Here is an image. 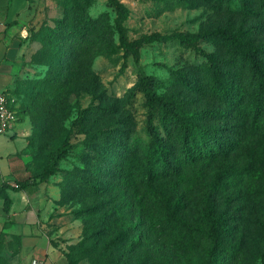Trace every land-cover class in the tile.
Here are the masks:
<instances>
[{"label":"rangeland","instance_id":"rangeland-1","mask_svg":"<svg viewBox=\"0 0 264 264\" xmlns=\"http://www.w3.org/2000/svg\"><path fill=\"white\" fill-rule=\"evenodd\" d=\"M66 1L30 0L29 40L23 49L22 74L13 87L18 123L28 133L30 176L44 169L52 151L69 143L57 172L40 184L50 199L43 230L52 246L77 264H102L97 262L101 259L105 264H136L138 256L150 252L147 246L140 251L129 249L128 237L110 248L108 259L99 256L108 239L117 241L121 234L136 228L143 214L119 185L108 186L115 175L94 174L99 151L92 150L90 142L95 145L100 132H121L131 135V141L140 138L147 143L150 116L154 115L164 142L183 168L181 180L161 185L185 193L186 205L181 229L153 235V251L163 257L159 264H209L204 254L208 243L202 198L206 195L214 206L213 217L222 239L217 264H264V105L258 115L251 112L254 85L248 69L230 57L220 39L182 43L172 37L227 31L264 64V0H118L126 9L121 17L115 0H93L84 11L92 17L108 14L112 23L123 21L128 40L152 35L168 39L139 46L141 69L134 57L125 53L119 36L92 48L83 58L91 79L87 86L76 78L65 84L50 80L60 74L66 82V67L60 66L59 56L66 60L68 47L56 48L66 41L59 24ZM209 55L220 65L225 91L229 97H237V106L228 105L211 89ZM49 58L52 66L47 65ZM141 73L153 79L155 93L173 103L186 122L207 133H222L228 143L227 155L186 166L179 152L178 129L171 124L169 129L162 128V108H150L137 88ZM186 81L194 88L186 86ZM55 93L61 97L54 98ZM82 110H86V119L79 117ZM12 132L0 137L12 140ZM20 144L14 145L20 148ZM99 179L100 188H86L85 181ZM98 206H106L105 212L94 213L92 208ZM103 214H112L110 230L99 236L98 231H105ZM186 232L192 233L191 246L168 245L166 240L183 238ZM166 233L164 240L160 236ZM18 236L7 228L0 233V264H35L33 255L22 253L23 239Z\"/></svg>","mask_w":264,"mask_h":264},{"label":"trees","instance_id":"trees-1","mask_svg":"<svg viewBox=\"0 0 264 264\" xmlns=\"http://www.w3.org/2000/svg\"><path fill=\"white\" fill-rule=\"evenodd\" d=\"M115 2L121 17L122 12L126 11V9L120 1L115 0ZM92 3L93 0H68L65 3L66 5H64V17L59 21V24L66 34V41L61 45H57L56 48L68 47L66 60L59 56L60 66L66 67L64 75L66 82L58 74L50 79L54 84L69 83L76 78L80 80L79 83L87 86L88 81L91 79L88 75L87 64H84L83 58L88 55L92 48L103 45L105 42H114L116 36H119V42L125 53H129L134 57L136 65L140 69L142 67L139 63V46L144 42L168 39L165 36L152 35L130 41L125 34L122 25L123 21L116 19L115 23H112L108 14L92 17L85 12L84 9L89 8ZM172 37L179 38L182 43L220 39L227 48L230 57L234 61L240 60L242 67L248 69L251 84L254 85L251 112L255 115L260 113L264 105V64L263 60L255 52L249 50L235 35L222 30H213L198 35L179 34ZM50 57L56 59L55 55ZM208 57L211 60V89L221 96L227 104L232 103L230 105L237 106L235 101L237 97H229L225 91V81H223V72L220 65L216 63L211 55ZM51 60L47 62L48 66L53 65ZM60 66L59 68L61 69ZM185 84L190 88H194L193 83L189 81H186ZM137 88L144 94L150 108L155 106L162 108L161 127L169 129L171 124L178 129L179 152L186 166H195L198 163H202L203 160L213 158L215 155H227L228 143L223 134L207 133L197 128L193 123L186 122L173 103L163 97H159L155 93L154 81L149 76L141 73ZM12 93L14 94V90H12ZM53 96L56 99L61 97L59 93H55ZM16 111L19 117V111ZM101 111L104 112L102 109ZM85 113L86 110H82L79 113V117L86 119ZM153 118L154 115H151L149 121L150 141L147 143L140 138L139 140L137 138L131 141V135L121 132L116 135L100 132L97 135L96 144L93 145V142H90V148L94 151H99V155L95 157L97 168L94 169V174L100 177L104 173L108 177L115 175V178L113 177L108 186L112 189L115 184L119 185L120 189L122 188L131 195L134 200V207L143 214L142 216L140 215L136 228L133 227L127 233L121 234L117 241L107 240L104 253L99 255L101 258L108 259L110 248L116 242L123 244L129 237V249L134 248L140 251L147 246L148 250H150L149 253L138 256L136 264H159L163 257L153 251L154 247H152L151 243L153 235L168 231L175 232L176 229H181L185 223L182 215L186 209V205L183 202L185 193H179L175 189L169 191L163 188L165 183L181 180L183 168L175 162L173 154L164 142ZM100 137H103V139ZM68 144L66 142L57 148L56 151H52L48 156L44 169L36 173L35 176L31 175L24 181L15 185H6L4 188H10L14 191H26L30 195L31 200L32 194L38 192L40 184L47 182L49 177L57 172L61 160L67 155ZM104 166H106L105 169H103ZM85 186L95 190L102 185L99 179L85 181ZM140 191H142V196H140ZM209 199L208 195L202 198L204 204L203 217L207 224V230L204 233L208 243V246L204 249V254L209 264H217L221 257L222 239L220 237V229L215 225L213 217L214 206ZM7 202L8 200L6 199ZM92 210L94 213L100 214L103 211L105 212L106 206L103 209L99 206L94 207ZM111 216L112 214L102 215V227L105 228V231H98L99 236L101 234V236H104L106 232H109V219ZM166 235L167 233L160 237L166 240ZM191 235L192 233L186 232L183 238H174L166 241L172 248H179V244L187 247L191 246ZM18 237L22 238V235ZM128 252L131 253L133 251L128 250ZM63 254L66 255V253ZM66 256L69 264H77L71 260L68 254ZM97 262L105 264V260L102 259Z\"/></svg>","mask_w":264,"mask_h":264},{"label":"crops","instance_id":"crops-1","mask_svg":"<svg viewBox=\"0 0 264 264\" xmlns=\"http://www.w3.org/2000/svg\"><path fill=\"white\" fill-rule=\"evenodd\" d=\"M29 4L30 0H0V92L9 93L13 99L14 84L22 74L23 49L29 40ZM27 134L18 123L12 140L0 137V233L7 228L22 235V253L33 255L36 264H69L43 230L51 208L45 187L40 186L31 200L26 191L4 188L30 176ZM18 141L20 148L14 145Z\"/></svg>","mask_w":264,"mask_h":264},{"label":"built area","instance_id":"built-area-1","mask_svg":"<svg viewBox=\"0 0 264 264\" xmlns=\"http://www.w3.org/2000/svg\"><path fill=\"white\" fill-rule=\"evenodd\" d=\"M14 104L15 99L9 93L0 92V136L9 135L18 123L19 117Z\"/></svg>","mask_w":264,"mask_h":264}]
</instances>
